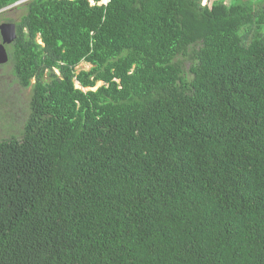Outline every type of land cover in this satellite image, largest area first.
<instances>
[{
    "label": "trees",
    "instance_id": "1",
    "mask_svg": "<svg viewBox=\"0 0 264 264\" xmlns=\"http://www.w3.org/2000/svg\"><path fill=\"white\" fill-rule=\"evenodd\" d=\"M93 1L22 4L0 264H264V0Z\"/></svg>",
    "mask_w": 264,
    "mask_h": 264
},
{
    "label": "rangeland",
    "instance_id": "2",
    "mask_svg": "<svg viewBox=\"0 0 264 264\" xmlns=\"http://www.w3.org/2000/svg\"><path fill=\"white\" fill-rule=\"evenodd\" d=\"M24 1L27 0L15 2L12 6H9L13 7L10 11L6 9L5 11L9 15H11V12L15 13L16 17L13 15L10 16L13 19L19 18L26 10L24 5H22ZM107 1L108 0H100L98 3L102 4ZM203 1L204 3H211L212 0ZM9 7H7V9H9ZM91 66L90 63L82 62L77 69H89ZM11 70V65L0 67V140L3 137L9 136L12 132H16L14 130L19 127H22L25 118L29 114V104L32 94L31 88H22V86L16 82ZM101 84V82H98L94 89ZM77 85H79L78 82Z\"/></svg>",
    "mask_w": 264,
    "mask_h": 264
},
{
    "label": "water",
    "instance_id": "3",
    "mask_svg": "<svg viewBox=\"0 0 264 264\" xmlns=\"http://www.w3.org/2000/svg\"><path fill=\"white\" fill-rule=\"evenodd\" d=\"M0 29L2 33H4V43H11L17 38L15 23L5 22L0 25ZM6 34H8L9 37H6ZM4 43H0V64L7 63L9 60V54L4 46Z\"/></svg>",
    "mask_w": 264,
    "mask_h": 264
},
{
    "label": "flooded vegetation",
    "instance_id": "4",
    "mask_svg": "<svg viewBox=\"0 0 264 264\" xmlns=\"http://www.w3.org/2000/svg\"><path fill=\"white\" fill-rule=\"evenodd\" d=\"M12 8L13 7H9V9H7V7H6V8H3V9L0 10V25L3 24V23H5V22L15 23L16 24V30H17V28H18L17 25H18V22H19L21 16L19 18L13 19L10 16L13 15V16L16 17V14L13 13V12H11V15H9L5 11V9L8 10V11H10ZM3 11H5V12H3ZM6 37H9L8 34H6ZM0 43H4V33H2L1 29H0ZM12 43L13 42H11V43H7V42L4 43V46L6 47L7 52H9L8 50H9V47L11 46ZM5 65H6V63L0 64V67L5 66Z\"/></svg>",
    "mask_w": 264,
    "mask_h": 264
},
{
    "label": "clouds",
    "instance_id": "5",
    "mask_svg": "<svg viewBox=\"0 0 264 264\" xmlns=\"http://www.w3.org/2000/svg\"><path fill=\"white\" fill-rule=\"evenodd\" d=\"M91 1V3H94V1L93 0H90Z\"/></svg>",
    "mask_w": 264,
    "mask_h": 264
},
{
    "label": "crops",
    "instance_id": "6",
    "mask_svg": "<svg viewBox=\"0 0 264 264\" xmlns=\"http://www.w3.org/2000/svg\"><path fill=\"white\" fill-rule=\"evenodd\" d=\"M39 41L41 42V40L39 39Z\"/></svg>",
    "mask_w": 264,
    "mask_h": 264
}]
</instances>
